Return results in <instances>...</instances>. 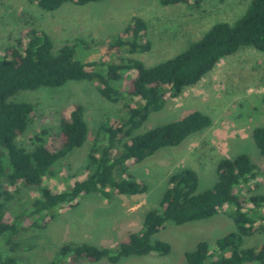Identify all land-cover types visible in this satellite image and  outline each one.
<instances>
[{
  "label": "rangeland",
  "instance_id": "rangeland-1",
  "mask_svg": "<svg viewBox=\"0 0 264 264\" xmlns=\"http://www.w3.org/2000/svg\"><path fill=\"white\" fill-rule=\"evenodd\" d=\"M250 2L202 0L199 6L191 1L164 7L158 0H101L83 6L66 3L57 10L45 11L27 0H0V59L7 50L25 45L28 36L35 32L46 35L54 51L72 47L74 60L82 64L95 63V70L103 74L109 66L129 59L150 68L184 52L214 24H234ZM135 18L145 23L148 51L129 54L126 48L108 50L107 46L121 38L126 25ZM133 76V71H121L118 81L113 83L121 94L118 103L101 98L96 84L88 81H69L56 89L24 90L10 98L11 102H27L34 108L27 130L16 139L17 145L26 151L33 148L36 134L43 136L49 145H56L59 121L74 105L83 107L88 127L84 145L54 166L57 171L52 178H46L39 188L8 186L10 200L6 202L0 197L4 222L21 231L13 241L23 246L25 252H9L21 264H68L70 258L59 256V250L73 244L116 250L141 229L144 212L159 209L170 175L183 169L194 170L198 176L197 192L202 193L216 183L215 168L220 158L247 155L258 167V175L246 185L237 186L234 193L241 197L253 193L264 195V164L251 137L254 129L264 126V52L245 47L219 60L197 84L178 98L170 99L161 111L151 113L136 131L145 133L194 111L211 119L208 128L194 133L179 146L161 148L141 164L130 167L129 174L147 188V209L136 215L117 210V206L99 209L89 205L94 195L86 196L74 208L49 210L45 228L31 229V223H40L42 218L27 215L31 203L39 198L40 189L66 192L75 182L86 178L83 167L99 128L126 115L123 105L132 101L127 89ZM255 185L257 189L253 188ZM252 189L254 192H248ZM95 197L105 201L100 196ZM112 201L114 196L107 204ZM222 210L207 220L179 226L166 223L154 239L170 245L169 255L131 256L116 264H186L184 253L193 251L199 242L214 244L234 230L227 215L232 208L225 206ZM130 219L134 226H127ZM263 244L264 232H257L246 237L242 247L258 248ZM76 264L111 263L106 259L90 263L82 258Z\"/></svg>",
  "mask_w": 264,
  "mask_h": 264
},
{
  "label": "trees",
  "instance_id": "trees-1",
  "mask_svg": "<svg viewBox=\"0 0 264 264\" xmlns=\"http://www.w3.org/2000/svg\"><path fill=\"white\" fill-rule=\"evenodd\" d=\"M27 1L45 11H54L66 3L83 6L101 0ZM191 1L195 6L202 2L158 0L164 7ZM146 37L145 23L135 18L126 25L121 38L107 48H126L129 54L144 53L150 46ZM245 47L264 52V0H251L234 24H214L184 52L150 68L129 59L109 66L107 73L103 74L95 70V63L82 64L74 60L72 47L54 51L46 35L32 32L25 45L7 50L0 59V197L6 202L10 200L8 186L39 188L46 178L56 174L57 167L54 166L81 148L88 138L83 107L74 105L59 121L56 145H49L43 136L36 134L30 151L18 146L16 139L27 130L34 110L30 103L10 101L18 92L56 89L69 81H88L96 84L101 98L118 103L121 94L113 83L118 81L121 71L134 72L127 89L132 101L123 105L126 115L99 128L83 167L86 178L75 182L66 192L52 193L42 188L39 198L31 203L27 215L42 218L40 223L32 222L30 228L44 229L47 212L55 207L62 210L74 208L83 197L92 195L109 202L116 194L146 192L144 183L129 174L130 167L141 164L161 148L179 146L194 133L208 128L211 119L194 111L178 121L145 133L136 131L151 113L161 111L170 99L178 98L187 88L197 84L219 60ZM251 137L264 164V126L254 129ZM263 170L264 166V173ZM215 171L216 183L202 193L197 192L198 176L194 170L183 169L170 175L159 209L145 212L141 229L116 250L82 243L60 248L59 256L69 257L68 264H76L82 258L90 263L106 259L116 264L131 256L153 253L167 256L171 252L170 245L154 239L166 223L179 226L207 220L227 206L232 208L227 215L234 230L218 238L214 244L199 242L193 251L184 253L186 264H264V244L258 248L242 247L246 237L264 232V195L253 193L241 197L234 193L237 186L255 180L258 167L247 155L240 154L233 159L220 158ZM253 188L257 189V186ZM3 208L0 203V264H21L9 253L16 250L25 252L23 246L13 241L21 231L4 222Z\"/></svg>",
  "mask_w": 264,
  "mask_h": 264
},
{
  "label": "crops",
  "instance_id": "crops-1",
  "mask_svg": "<svg viewBox=\"0 0 264 264\" xmlns=\"http://www.w3.org/2000/svg\"><path fill=\"white\" fill-rule=\"evenodd\" d=\"M170 148H173V147H170ZM147 192L148 191L143 193V195L142 194H136V195H130V196L121 195V194L113 195L114 201L111 202L113 204H111V203L107 204V201L103 202V201L96 200V199H94V198H96L94 196L92 201H90L89 205H93L95 208L98 207L99 209H103V207L117 206V208H118L117 210H123L125 213H129V215H133V214L136 215L137 212L142 211V209L144 211L145 209L148 208V205L146 203V200L149 199ZM128 198H132V200L128 199ZM150 207H149V209H150ZM144 213H143V215H144ZM140 218H141V215H140ZM142 221H143V219H142ZM142 221H141V225H142ZM114 223L115 222L113 221V224ZM132 223H133L132 219H130L129 223H127V226H134V225H132ZM141 225H140V228H141Z\"/></svg>",
  "mask_w": 264,
  "mask_h": 264
}]
</instances>
